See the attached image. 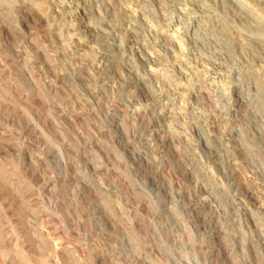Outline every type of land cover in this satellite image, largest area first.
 Listing matches in <instances>:
<instances>
[{
	"label": "rangeland",
	"instance_id": "374dc122",
	"mask_svg": "<svg viewBox=\"0 0 264 264\" xmlns=\"http://www.w3.org/2000/svg\"><path fill=\"white\" fill-rule=\"evenodd\" d=\"M204 2L211 13L193 0H46L45 17L7 0L0 170L37 212L1 184L0 202L6 228L19 210L44 236L35 249L16 240L27 260L264 264V48L232 44L262 41L264 20L239 0ZM216 15L228 38L180 32Z\"/></svg>",
	"mask_w": 264,
	"mask_h": 264
},
{
	"label": "bare ground",
	"instance_id": "6f19581e",
	"mask_svg": "<svg viewBox=\"0 0 264 264\" xmlns=\"http://www.w3.org/2000/svg\"><path fill=\"white\" fill-rule=\"evenodd\" d=\"M9 1V0H8ZM19 1H22L23 0H19ZM43 1H46V0H43ZM42 0H24L25 4L24 6L26 8L29 9L30 12H32V10H35L37 11L38 13L44 15L45 17L47 16V9L45 8L46 6H44V4L42 3L43 2ZM157 3H159L158 5L160 4H168L169 3V6H171V3L173 5V7L175 6L174 3L176 2V4H178V2H181V0H154ZM178 1V2H177ZM194 2H196V6L199 8H201V10L206 13H211L212 10H211V5L208 6L205 4V0H193ZM237 1V0H236ZM244 1V0H243ZM242 0H239L240 2V5L242 8H245L251 16H253L254 18L258 19V20H264L263 18V14H264V0H253V2L255 4H262V9L260 10L258 7L255 6V4L253 3L252 4H245ZM245 1H248V0H245ZM84 2V1H83ZM192 2V1H191ZM207 2V1H206ZM86 3V2H85ZM85 3H82L83 5ZM252 3V2H251ZM7 4V5H6ZM71 3H68V4H64L65 6L69 5L70 6ZM208 4V3H207ZM239 4V3H238ZM77 5V3H76ZM239 5V6H240ZM0 19H2L1 22H3V24L9 28V30L13 31L17 28H15L16 26H14L10 20V18L8 19H4L5 16L9 15V14H12L15 10V7L14 6H11L10 4L7 3V0H0ZM168 6V7H169ZM23 7V6H22ZM165 7V5H164ZM69 9H72L69 8ZM76 9V8H75ZM173 9V8H172ZM26 10V9H25ZM68 12H72L73 10H68L66 9ZM28 11V10H27ZM29 12V13H30ZM77 12V11H76ZM141 12V11H140ZM139 12V13H140ZM185 13V12H184ZM15 14V13H14ZM13 15V14H12ZM135 15V14H134ZM133 15V16H134ZM11 16V15H10ZM9 16V17H10ZM187 16V15H186ZM13 17V16H12ZM43 17V16H42ZM185 17V15H184ZM40 18V17H39ZM214 18V16L212 17ZM136 19V17H135ZM138 19V18H137ZM143 20V19H142ZM215 23L213 25H208V24H205L204 21L201 22V21H189L186 23V25H184V27L181 29V33H188V32H191V31H195V32H199V30L203 31V32H206L211 38H216V39H220V38H225V36L228 38L229 35H232L230 33V25L222 20L220 17H218L217 15L215 16ZM136 21V20H135ZM214 22V21H213ZM264 22V21H262ZM260 22V23H262ZM207 23V22H206ZM209 23V22H208ZM264 25V24H263ZM7 28V29H8ZM179 31V30H178ZM179 33V32H178ZM196 34V33H195ZM180 35V36H179ZM179 35H175L177 36L179 39L181 37V34L179 33ZM169 36V35H168ZM173 36L170 37V39L172 38ZM176 37V38H177ZM260 37V36H259ZM2 37H0L1 39ZM256 38V37H255ZM173 39V38H172ZM182 39V38H181ZM260 39V38H259ZM262 41H264V38H261ZM3 40V39H2ZM176 40V39H175ZM178 40V39H177ZM242 40V39H240ZM240 40H232V44L235 45L233 46L234 50H236L235 52L238 53V55H241L242 53V48L241 46L243 45H250L249 47H252L253 49H256L258 52V50L260 48H264V42H262L261 40H258L255 45L254 43L252 42H245L244 40L241 42ZM231 42V41H230ZM229 42V43H230ZM234 42V43H233ZM262 42V43H261ZM3 43V42H2ZM1 46V45H0ZM40 48V47H39ZM43 51H44V48H42ZM251 49V48H250ZM41 50V49H40ZM233 50V51H234ZM260 50H263V49H260ZM42 52V51H41ZM45 52V51H44ZM42 52V53H44ZM40 53V52H39ZM47 53V52H46ZM49 55V54H48ZM46 55V56H48ZM2 56V55H1ZM6 56V55H5ZM52 57V56H51ZM50 58V56H49ZM48 60V59H47ZM51 60V58H50ZM53 60V58H52ZM50 61H48L47 63H49ZM54 62V61H53ZM50 68H51V71L52 69H54V66L52 64H49ZM57 68V67H56ZM2 69V68H1ZM10 69V68H9ZM4 71V70H3ZM11 71V70H10ZM59 71V70H58ZM55 72L57 73V71L55 70ZM0 73H1V70H0ZM9 73V72H8ZM197 73V72H196ZM202 73V72H201ZM208 73V72H207ZM6 74V73H5ZM198 74V73H197ZM56 75V74H54ZM162 75V74H161ZM170 75V74H169ZM169 75H167L169 77ZM206 75V74H205ZM57 76V75H56ZM208 76V75H207ZM3 77V76H0V78ZM211 78V77H210ZM166 79V78H164ZM209 79V78H208ZM167 81V80H166ZM169 82V81H168ZM212 84V83H211ZM1 85V84H0ZM53 85V84H52ZM207 87L203 88L202 93L199 94V95H202L204 97H210L209 93L207 92V89L209 87V85H206ZM53 87V86H52ZM211 87V86H210ZM54 88V87H53ZM56 89V87L54 88ZM141 108V107H140ZM145 109V108H144ZM138 114H139V117H141L143 114V109H138ZM73 112L75 113V115H77L78 113L76 111L73 110ZM73 113V114H74ZM142 114V115H140ZM64 117V116H63ZM143 117V116H142ZM145 120V119H144ZM153 135V134H152ZM158 137V136H157ZM149 138V136H148ZM152 142V141H151ZM149 143L148 141L146 142V144ZM148 146V145H147ZM150 147H153L150 145ZM0 184L7 187L10 191H12V193L16 194L18 197H20L21 199V203H22V206L25 210H28V211H31L32 214H34V212L37 210L34 209V207H32V204H30L26 199L23 198V196L21 195V192L18 188V186H16V181L13 179V178H10L7 174H4L2 172V170H0ZM18 188V190L16 189ZM25 188V186H24ZM29 188V187H28ZM6 202V200H4ZM3 202V201H2ZM7 209V208H6ZM5 208L3 209V205L1 204L0 202V259H2L3 261H8V263L10 264H13L14 261L16 260V258H19L20 260H25V264H47L46 260L45 259H39L37 261H32L30 260H27L28 258L25 257L24 253H23V250L24 248H22V246H19L17 243H16V240L19 239L22 240L24 239L27 243V246H28V249H35L37 248V246H35V244L39 242H41L40 240H42L41 238H44L43 234L37 229L36 231L34 232H31V231H27L25 229V225L23 224V215L21 212H19V210L17 211L18 213H15L13 214V218L10 219L8 222H7V228H6V225H4V223L2 222V214L4 215L5 217V211L6 210ZM10 209V208H9ZM139 210V209H138ZM7 211V210H6ZM21 211V210H20ZM10 213V211H9ZM8 213H6L7 215ZM12 214V213H11ZM10 214V215H11ZM7 217V216H6ZM9 219V218H8ZM6 220V219H5ZM4 220V221H5ZM9 227V229H8ZM8 231H6V229ZM27 228V227H26ZM17 237V238H16ZM34 238V239H33ZM34 240H38L37 242H33ZM45 240V239H44ZM18 241V242H19ZM23 241V240H22ZM45 241H48V240H45ZM229 240H227L226 238L224 239V244L226 246L227 249H230V245L228 243ZM230 242V241H229ZM49 243V242H48ZM39 245V243H38ZM25 247V246H23ZM64 247V246H63ZM23 249V250H22ZM65 248H63V251H64ZM25 251V250H24ZM67 252V254H69L71 252V250H65ZM75 251V250H74ZM62 252V251H61ZM31 253V252H28V254ZM233 253V252H232ZM26 254V253H25ZM53 254V253H52ZM66 254V253H65ZM71 254V253H70ZM76 254V253H74ZM230 253H228L229 255ZM55 255V254H54ZM95 255V254H94ZM232 255V254H230ZM27 256V255H26ZM30 254H29V258H30ZM37 256V255H36ZM65 256V255H64ZM40 257V256H38ZM233 257V256H231ZM230 257V258H231ZM27 258V259H26ZM37 258V257H36ZM55 258V257H53ZM74 258V257H73ZM38 259V258H37ZM75 259V258H74ZM79 259V258H78ZM1 260V261H2ZM19 260V261H20ZM68 260V259H67ZM231 260V259H230ZM29 261V262H28ZM53 261V259H52ZM51 261V262H52ZM57 261V260H56ZM16 262V261H15ZM68 262V261H67ZM232 262V261H231ZM7 263V264H8ZM24 263V262H23ZM82 263V262H81ZM49 264V263H48ZM68 264V263H67ZM72 264H79L76 260H73V263ZM151 264H156V263H151ZM232 264H236V261L233 260V263Z\"/></svg>",
	"mask_w": 264,
	"mask_h": 264
}]
</instances>
